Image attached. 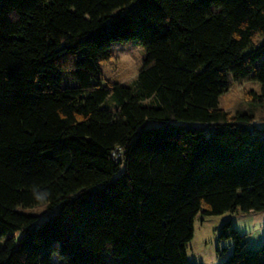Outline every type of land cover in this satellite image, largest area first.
I'll use <instances>...</instances> for the list:
<instances>
[{
    "label": "trees",
    "instance_id": "1",
    "mask_svg": "<svg viewBox=\"0 0 264 264\" xmlns=\"http://www.w3.org/2000/svg\"><path fill=\"white\" fill-rule=\"evenodd\" d=\"M118 40L129 85L102 78ZM230 78L264 103V0H0V264H198L199 212L264 210V122L219 106Z\"/></svg>",
    "mask_w": 264,
    "mask_h": 264
},
{
    "label": "rangeland",
    "instance_id": "2",
    "mask_svg": "<svg viewBox=\"0 0 264 264\" xmlns=\"http://www.w3.org/2000/svg\"><path fill=\"white\" fill-rule=\"evenodd\" d=\"M134 40L112 41V57L102 63V78L105 82L116 81L132 84L142 63L143 50ZM229 88L219 97V106L229 113L253 108V122L262 126L264 122V103L252 100L250 91L257 94L259 84L248 78L234 80L230 78ZM108 106L113 108L112 102ZM46 215L45 207L27 209ZM231 220L232 227L243 235L245 248L258 249L264 243V210L245 213L223 212L215 215H203L200 212L193 219V234L185 246L186 257L198 264H221L232 253L233 241L230 238L219 239V228L224 221Z\"/></svg>",
    "mask_w": 264,
    "mask_h": 264
}]
</instances>
